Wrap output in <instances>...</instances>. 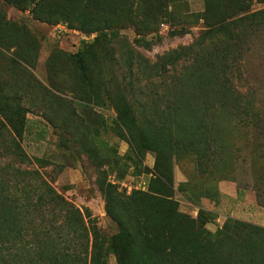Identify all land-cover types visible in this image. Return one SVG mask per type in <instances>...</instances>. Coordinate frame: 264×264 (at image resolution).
<instances>
[{
  "label": "rangeland",
  "instance_id": "rangeland-1",
  "mask_svg": "<svg viewBox=\"0 0 264 264\" xmlns=\"http://www.w3.org/2000/svg\"><path fill=\"white\" fill-rule=\"evenodd\" d=\"M74 9L0 0V184L24 196L39 172L107 236L109 264L142 256L120 213L167 234L183 264L193 239L202 258L238 264L247 246L242 255L264 264V0H103L92 17ZM185 48L195 59L163 73V58ZM83 62L118 77L140 145L106 87L84 81ZM113 196L125 200L114 215Z\"/></svg>",
  "mask_w": 264,
  "mask_h": 264
},
{
  "label": "trees",
  "instance_id": "trees-1",
  "mask_svg": "<svg viewBox=\"0 0 264 264\" xmlns=\"http://www.w3.org/2000/svg\"><path fill=\"white\" fill-rule=\"evenodd\" d=\"M42 1L31 0L36 5ZM66 1L75 5L73 12L84 8L92 17L94 14L99 16L95 9L102 5L103 0ZM256 16L264 18V10L256 14ZM98 21L96 20L95 22ZM194 49H181V52L175 51L163 58L162 65L159 66L160 70L163 73H169L168 67L172 66L175 69L183 57L189 61L191 58L195 59ZM106 65L100 62H88L87 64L83 62L81 67L86 73L84 81L91 82V86L99 84L106 87L110 101L116 107L118 121L131 133L132 140H130V143L138 146L140 141L135 132L129 101L126 93H124L125 89L120 84L118 77H105ZM26 72L35 80L31 72ZM18 80L16 79V81ZM57 87L55 88L57 90L67 89V87ZM42 90L45 95L61 100L49 88L42 87ZM151 124L154 125L155 123ZM157 130V132L162 133L164 129ZM200 144L202 151H205L207 144ZM156 149H160L162 153L161 148ZM204 155L206 156V153ZM14 171L19 172L16 169ZM12 174L15 176L13 171ZM32 174L38 175V179L36 180ZM39 174V172L30 173L32 180L37 182L28 181L32 190L26 192L24 196L12 195L7 192V183L0 184V207H3V212L0 213V264H109V254L112 248L106 245L107 241L105 238L107 236L103 234L96 224H90L88 217L79 208L59 195L48 181L43 178L40 179L41 176ZM114 200V196L107 197V208L109 213L113 215L115 206H121V203H125V200L124 202H121V199L118 202H114ZM128 200L132 205H139L143 198L140 195H135L130 199L128 198ZM115 217L122 228L127 229L129 234L133 235L132 237L137 243L136 246H141L142 256L138 257V251L136 253L134 250L136 255L129 264H158L152 261L155 256L161 257L164 261L159 264H164L165 262H170V264L184 263L185 258H181L178 256L179 254L177 255L174 252L172 241L167 234L157 229L143 231L140 222H138L139 218L130 217L128 222L125 220L123 213L115 214ZM225 238L224 242L231 240L229 233H225ZM245 240H247L246 245H248L249 240ZM191 243L188 251H192L181 252L184 255L188 253L194 255V259L189 264H208L207 260L210 264H221L220 257L219 259L217 257V259L209 260L212 258L206 259L207 256H203V258L198 256L197 250L200 251V245L202 244L200 239H193ZM238 249L252 251L247 246ZM244 250H241L239 254L242 261L238 262V264H256L254 256L242 255ZM120 262L121 264H127L124 261Z\"/></svg>",
  "mask_w": 264,
  "mask_h": 264
}]
</instances>
